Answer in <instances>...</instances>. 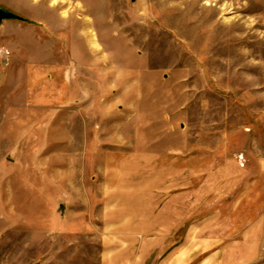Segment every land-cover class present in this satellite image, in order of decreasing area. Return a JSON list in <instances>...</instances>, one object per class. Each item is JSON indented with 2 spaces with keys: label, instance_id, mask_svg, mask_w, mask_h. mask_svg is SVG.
Wrapping results in <instances>:
<instances>
[{
  "label": "rangeland",
  "instance_id": "rangeland-1",
  "mask_svg": "<svg viewBox=\"0 0 264 264\" xmlns=\"http://www.w3.org/2000/svg\"><path fill=\"white\" fill-rule=\"evenodd\" d=\"M0 7V264H101L112 180L264 264V0Z\"/></svg>",
  "mask_w": 264,
  "mask_h": 264
},
{
  "label": "crops",
  "instance_id": "crops-1",
  "mask_svg": "<svg viewBox=\"0 0 264 264\" xmlns=\"http://www.w3.org/2000/svg\"><path fill=\"white\" fill-rule=\"evenodd\" d=\"M180 180L181 185L182 176ZM138 184L133 204L124 180L106 183L107 196L99 197L101 264H226L232 243L199 220L185 228L182 196L173 201L178 191L163 193L160 200L148 182ZM162 185L171 188L167 181Z\"/></svg>",
  "mask_w": 264,
  "mask_h": 264
},
{
  "label": "water",
  "instance_id": "water-1",
  "mask_svg": "<svg viewBox=\"0 0 264 264\" xmlns=\"http://www.w3.org/2000/svg\"><path fill=\"white\" fill-rule=\"evenodd\" d=\"M11 18H20V16H18L16 13H14L12 11H9V10H6V9L0 7V25L4 19H11ZM61 208H62V210H64L65 206L62 205Z\"/></svg>",
  "mask_w": 264,
  "mask_h": 264
}]
</instances>
